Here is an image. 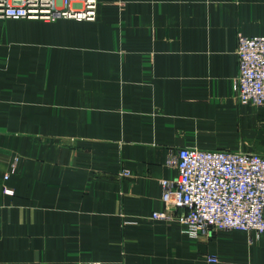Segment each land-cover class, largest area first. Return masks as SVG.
<instances>
[{"label": "crops", "instance_id": "obj_1", "mask_svg": "<svg viewBox=\"0 0 264 264\" xmlns=\"http://www.w3.org/2000/svg\"><path fill=\"white\" fill-rule=\"evenodd\" d=\"M98 1L0 18V264H264V237L151 218L180 147L264 155V105L233 86L264 0Z\"/></svg>", "mask_w": 264, "mask_h": 264}, {"label": "built area", "instance_id": "obj_2", "mask_svg": "<svg viewBox=\"0 0 264 264\" xmlns=\"http://www.w3.org/2000/svg\"><path fill=\"white\" fill-rule=\"evenodd\" d=\"M98 5V0H0V18L94 21ZM236 55L233 86L239 102L264 105V35L239 34ZM167 163L175 166L177 175L160 180L164 208L153 211L152 219L172 221L194 238L230 229L249 232L250 241L264 237V155L183 146ZM121 172L129 175L127 169ZM2 191L13 193L5 185ZM78 264L102 263L86 260Z\"/></svg>", "mask_w": 264, "mask_h": 264}, {"label": "rangeland", "instance_id": "obj_3", "mask_svg": "<svg viewBox=\"0 0 264 264\" xmlns=\"http://www.w3.org/2000/svg\"><path fill=\"white\" fill-rule=\"evenodd\" d=\"M57 1H59V0H57ZM59 19H63V18H59ZM57 20V19H56ZM72 20H74V19H72ZM55 21V20H54Z\"/></svg>", "mask_w": 264, "mask_h": 264}]
</instances>
